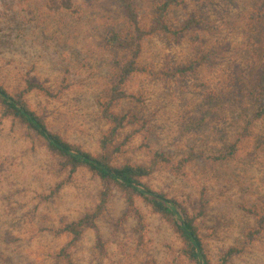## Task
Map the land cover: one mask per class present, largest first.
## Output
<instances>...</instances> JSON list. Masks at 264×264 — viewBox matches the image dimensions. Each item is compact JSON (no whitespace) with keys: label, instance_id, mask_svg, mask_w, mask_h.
Returning a JSON list of instances; mask_svg holds the SVG:
<instances>
[{"label":"rangeland","instance_id":"374dc122","mask_svg":"<svg viewBox=\"0 0 264 264\" xmlns=\"http://www.w3.org/2000/svg\"><path fill=\"white\" fill-rule=\"evenodd\" d=\"M47 4L0 0V83L12 94L28 80L59 93L50 99L35 92L28 101L53 132L99 155L112 128L99 101L110 93L115 60L128 56L108 48L105 37L132 28L114 0H73L74 11L59 13ZM136 7L142 27L149 29L154 0H136ZM195 15L210 29L178 40L157 34L144 41L139 66L148 72L130 80L126 89L132 97L115 106L137 121L110 153L120 149L118 165L146 166L156 151L176 161L203 154L183 174L164 165L146 181L191 215L206 189L209 204L197 226L217 261L224 251L243 248L256 227L254 214L264 215V116H257L260 105L253 95L264 50V0H185L169 12L167 23L178 29ZM209 55V63L183 79L162 76ZM234 146L233 159L213 161ZM69 177L44 140L0 110V264H68L59 254L70 238L52 230L93 212L102 190L99 179L82 169L51 201L44 200ZM137 205L145 226L125 217V198L115 190L97 223L99 232L87 229L71 251L73 264H190L180 256L183 243L172 226L142 201ZM231 264H264V231Z\"/></svg>","mask_w":264,"mask_h":264},{"label":"trees","instance_id":"16d2710c","mask_svg":"<svg viewBox=\"0 0 264 264\" xmlns=\"http://www.w3.org/2000/svg\"><path fill=\"white\" fill-rule=\"evenodd\" d=\"M114 1L124 13L132 30L127 34L115 30L110 31L105 37L108 48L126 52L128 56L115 60L110 93L105 100L99 101L102 118L112 125L109 133L100 142L101 154H93L81 145L68 142L60 133L53 132L46 119L39 115L28 101V96L35 92L50 99H57L59 93H55L42 83L28 80L23 90L12 94L5 85L0 83V110L3 116L13 118L35 136L44 140L49 151L60 159L63 170L70 174L68 180L58 184L50 195L44 196L45 201H51L58 195L63 187L70 182L71 178L82 169H87L101 183L100 202L93 212L86 214L78 221L66 224L58 230H52L57 237L68 236L70 238V242L60 251L59 258L68 264H73L71 251L81 241L87 229L99 232L97 223L104 216L113 192L117 190L126 201V218L135 217L141 226L146 225L145 216L137 205L138 201H142L152 210L153 214L159 215L172 226L183 243L180 256L188 263L231 264L235 257L243 254L247 246L257 240L260 234L263 233V214H254L257 218L256 227L251 231L243 248L232 247L224 251L217 261H213L205 248L204 238L197 226V221L205 217L206 207L209 204L206 189L201 192L198 211L191 215L181 203L175 199H170L164 192L155 191L146 181L164 165L168 166L175 174H183L186 166L197 159H203V154L187 155L176 161L164 151H156L153 153L150 165L146 166L131 163L118 165L114 162V159L120 149L110 153L111 145L117 141L121 133L137 121L135 117L129 114L117 113L115 106L119 102L132 97L126 89L130 80L136 74L148 72L147 69L139 66L144 41L157 34H163L167 38L172 37L178 40L184 34L197 29L208 30L210 27L201 15L188 18L178 29L167 23L169 12L174 8L183 7L185 0H154L155 13L149 29L142 27L136 0ZM47 7L55 13L64 10L74 11L73 0H48ZM210 57V55L205 56L189 66L165 72L162 76L168 81H178L190 75L197 66L209 63ZM260 61L261 72L258 77V84L253 87V95L260 105L257 116L262 117L264 116V50L260 54ZM128 141L129 139H126L125 143ZM235 153L236 147L234 146L226 154L215 157L213 161L226 162L233 159ZM140 232H143V230L140 229ZM97 247L102 255L107 253L105 242L100 235L97 239Z\"/></svg>","mask_w":264,"mask_h":264}]
</instances>
